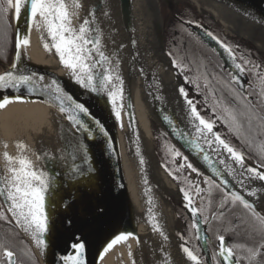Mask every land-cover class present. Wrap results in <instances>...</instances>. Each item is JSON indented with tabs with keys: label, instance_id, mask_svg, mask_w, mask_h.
I'll return each mask as SVG.
<instances>
[{
	"label": "water",
	"instance_id": "water-1",
	"mask_svg": "<svg viewBox=\"0 0 264 264\" xmlns=\"http://www.w3.org/2000/svg\"><path fill=\"white\" fill-rule=\"evenodd\" d=\"M185 1L191 4L190 0ZM205 1L217 3L228 9L234 7L236 9H243L244 12L253 11L264 21V0ZM109 2H111V6ZM163 2L168 6V17H173L178 20V22H182L186 28L190 27L191 31L197 35L202 43L218 56L222 68L228 71L232 83L243 94L247 86H250V83L248 82L247 72L245 70L241 72L236 67V65H240V63L232 49L227 46L231 50V54L226 51L225 47L221 46L222 43L218 39H213L212 35H208V32L204 30L206 27H197L196 24L183 22L178 14L185 6L184 1L159 0L157 6L160 21V44L168 60L171 74L174 64L171 57L166 53L163 39L164 25L166 23L162 21L159 15L160 7ZM107 4L112 12L115 10L116 15L114 12L113 14L115 17L117 16L116 20L119 26L127 34L128 43L130 42L129 46L127 45L128 43H119L116 47L114 45L118 40L116 36L111 39L105 34V30H107L105 28L107 21L105 8ZM131 7L132 0H82L79 15L76 20V27L78 28L84 18L91 13L89 18L93 21L92 27L97 30H102V36L104 34L106 35L105 40L107 42L102 41V50L105 54L114 61L123 53V55L125 54L124 63H132L136 52ZM192 7L195 8L194 6ZM201 13L211 18L215 23L218 22L238 34L215 14L203 9ZM18 24L21 32H27V34H29L30 30L26 26L23 13L21 19L17 21L13 18V12H11V61L8 65L2 66L0 74H4L11 70L13 64H16L17 68L15 72L17 75H31L35 73L37 79L41 76L45 78V81L56 79L64 92L70 95L76 102L84 104L90 113L89 116L81 115L80 117L87 128V131H85L84 129L73 127L71 122L67 119V116L62 114L58 107L55 106L56 102L52 97L39 90L32 91L31 89L33 86L31 84L21 85L19 89H0V97L12 95L43 102L54 113L55 117V134L47 135L42 130H39L37 133L31 135V143L35 149L33 159L41 162L39 166L33 164V167L47 170L54 179V183L46 200L45 210L48 216V231L44 236L46 246L43 252L36 246L33 237L28 232L24 230V236L17 227L20 234L31 248L39 264H64V257L77 255V250L74 247L77 244L84 245V264H103L95 260V254L100 243L108 237L126 231L131 235L130 249L135 264H139L137 261L141 264H156L155 259L157 257H166L168 254L164 252V249L158 241L152 237L148 225L140 226L141 229L136 226V219H134V204L128 190L122 165L117 120L113 113L112 106L108 102L107 95L104 93H92L82 88L71 78L68 69L60 65V63H57L55 59H45L51 63L50 67L44 64L43 60L33 58L32 55L24 49V46H21V56L17 59L16 34ZM113 32L116 34V31ZM112 35L113 33H111L110 37ZM238 35L252 44L255 49L264 53L263 44H258L245 36ZM217 41H219V43ZM128 54L130 56L127 59ZM55 56L57 55L55 54ZM144 73L146 81L152 83L153 76L149 70L144 71ZM124 76L126 80L131 77L129 69ZM172 77L180 91L181 88L176 81L174 71ZM182 96L188 101L187 97L184 95ZM123 99L127 119L129 124H131V93L128 88L124 90ZM151 119L165 133L180 154L186 158L192 168L196 169L203 177L211 180L231 197L233 194L240 196L251 206L250 209L264 220V209L259 207L235 185L233 179L229 177L226 171L202 145L200 138L194 130L180 121L172 108H165L154 103ZM97 121H99V125L103 127V132H101L100 128L97 126ZM89 133H91V135ZM132 135L133 138L130 148L134 155L140 159V157L143 156L141 152L146 150L145 147L141 146L138 136L134 132H132ZM219 148L222 149L230 159L235 161L222 146ZM149 153L164 172L166 182L170 184L169 192H162L161 197L163 201L166 203L164 199L165 196V198L169 199L170 203L172 202L173 209V203H175V201L181 202L184 214L193 226L198 245L206 256L207 246L205 240L208 236L205 232V226L202 225L199 214L196 212L194 215L187 206V203L183 200L184 193L181 191L178 182L171 183L170 177H167L168 173L165 172L152 146H150ZM45 154L47 155V159L42 158L41 160H37V155L44 157ZM204 156H208L209 159L206 161ZM239 166L240 167H238L235 173L236 178L239 181L254 185L264 192V180L256 178L252 173L247 171L251 168L255 169L256 172L264 174V168L244 158L243 167H241V165ZM0 201L10 217L7 210L8 204L5 202V198L0 196ZM193 205L192 203L191 207L194 208ZM182 242L188 248L183 236ZM219 262L221 264H236L234 258L224 261L220 256Z\"/></svg>",
	"mask_w": 264,
	"mask_h": 264
},
{
	"label": "bare ground",
	"instance_id": "bare-ground-1",
	"mask_svg": "<svg viewBox=\"0 0 264 264\" xmlns=\"http://www.w3.org/2000/svg\"><path fill=\"white\" fill-rule=\"evenodd\" d=\"M190 1L195 6L215 14L241 36L264 45V21L257 13L253 11L244 12L243 9L234 7L228 9L217 3L205 0ZM68 2H71V0H68ZM78 2L81 5L82 0H78ZM157 2L158 0H132L131 14L135 58L132 63L127 62L126 64L124 63L125 54L123 55L122 53L120 57L116 58L119 61L117 73L123 81V93L126 88L131 93V124H129L127 119L123 98L117 101L120 119L116 120L122 165L128 190L134 204L136 226L137 228L142 227V225L151 227L152 231L160 237L166 247L176 256V253L169 247L172 238L169 208L163 201L157 187V182H166V177L156 160L149 153L150 146H152L149 117L151 118L154 103L165 108H172L178 119L194 130L202 145L226 171L229 177L233 179L235 185L263 209L264 192L254 185L239 181L235 174L238 167H240L239 164L230 159L215 143L211 145L206 143L201 134L197 133L195 126L199 122L192 118L191 108L175 84L168 60L160 44V21ZM109 5L111 6V2H109ZM109 5L107 4L105 8L107 20L105 34L111 39L116 36L118 40L114 45L117 47L119 43H128V36L119 26L116 20L117 16H114L115 10H113V14ZM72 11L75 12V15L72 16L71 22L72 26L76 27L80 8L72 9ZM113 31H116V34ZM111 33L113 35L110 37ZM105 34L103 35V42H107ZM42 35L47 38L45 31L33 26L28 34L30 43L24 49L33 58L43 60V63L48 66L51 63L45 59L53 58L57 63H60L59 58L55 56L54 49L48 51L43 47ZM47 39L50 42V38ZM127 45L129 46L130 42ZM129 56L128 54L127 59ZM128 69L131 72V77L126 80L124 74H126ZM146 70H149L153 76L152 83L146 81L144 76V71ZM116 83L117 87H121L118 82ZM4 97L9 98L10 102L0 108V176L8 177L10 174L8 173V165L4 160L3 154L7 152L11 157H17L22 154L32 164L39 166L41 162L33 159L35 149L31 143V135L39 130H42L47 135L55 134L56 126L54 113L43 102L24 97L18 98V96L12 95L2 96L0 100ZM132 132L138 136L141 146L145 147L146 150L141 152L143 156L140 159L134 155L130 148L133 138ZM209 139L213 138L209 136ZM18 143H22L25 146L22 153L16 146ZM13 167H18V165H13ZM9 214L16 228L18 227L25 236L24 229L17 225L10 212ZM153 224L158 226V231L154 230ZM18 228L17 230L19 231ZM120 234L130 233L126 231L120 232L104 239L97 248L96 261H100L103 264H135L130 249L131 235H128L126 240L113 245L107 252H104L108 243ZM102 253L103 255H101ZM178 256L180 264H197L190 260L184 251L178 250ZM137 262L141 264L139 261Z\"/></svg>",
	"mask_w": 264,
	"mask_h": 264
},
{
	"label": "snow or ice",
	"instance_id": "snow-or-ice-1",
	"mask_svg": "<svg viewBox=\"0 0 264 264\" xmlns=\"http://www.w3.org/2000/svg\"><path fill=\"white\" fill-rule=\"evenodd\" d=\"M80 6L78 0H71V2H68V0H0V16L11 11L13 12V18L19 21L23 13L26 26L29 30L35 26L37 29L45 31L47 38H50L49 42L45 36H41L45 50H55L60 64L68 69L69 75L75 83L92 93L106 94L113 113L116 119L119 120L120 112L117 107V101L123 98V81L117 73L119 61H113L102 50V30L92 27L93 21L89 18L91 13L84 18L78 28L72 26L71 18L75 15L72 9H78ZM208 35L211 36L212 34L208 33ZM212 38L216 39L214 36ZM217 42L219 43V41ZM29 43L27 32H21L18 24L16 34L17 59L21 56V46L27 47ZM221 46L225 47V50L231 54V50L227 46L223 44ZM236 67L241 72L244 71L241 65H236ZM16 68L17 65L13 64L11 70L0 74V89H19L21 85L31 84L33 86L32 91L39 90L52 97L56 102L55 106L58 107L62 114L67 116L73 127L87 131L80 117L81 115L89 116L88 109L84 104L76 102L70 95L65 93L56 79L45 81V78L42 76L37 79L35 73L31 75H17L15 72ZM116 82L121 87H117ZM180 92L186 97L183 88L180 89ZM9 102V98L4 97L0 100V108H3ZM187 103L191 108L192 118L199 122L195 126L197 133H200L209 145L215 143L218 147L222 146L235 162L243 167L242 154L234 150L219 134L213 132L214 122L202 118L196 108L192 106L190 100ZM237 115L246 118L249 125H251V121L254 118V114L251 112L236 113L233 110L230 113V127L236 125L237 129L239 128L236 119ZM96 123L100 131L103 132V127L99 125V121ZM89 134L91 135V133ZM209 136L214 139H209ZM16 146L22 153L25 146L22 143H18ZM3 157L8 165L7 170L10 175L8 177L0 176V196L5 198V202L8 204L7 210L11 213L17 225L33 237L36 246L43 252L46 246L44 236L48 231V216L45 210L46 200L54 179L47 170L34 168L32 162L22 154L17 157H11L5 152ZM42 158L47 159V155L45 154L44 157L37 155V160H41ZM204 159L207 161L209 158L208 156H204ZM13 165H18V167H13ZM188 167L191 168V164ZM193 171H196V169L193 168ZM247 171L252 173L256 178L264 180V174L256 172L255 169L249 168ZM232 199L234 202L239 201L245 208L251 207L238 195L233 194ZM185 200L188 201L187 206L195 215L197 210L191 207L192 202L187 192H185ZM0 219H6L2 212H0ZM262 224H264V221H262ZM152 226L154 230H159L156 224ZM161 234L163 235V233ZM128 235L130 234L117 235L108 243L104 252H107L118 242L126 240ZM218 239L221 242L219 256L224 261L232 260L233 250L224 245L223 236H219ZM2 247L3 245L0 244V248ZM74 247L77 250V255L64 257V264H84V245L77 244ZM183 251L190 260L199 264L197 256L192 251L187 247H184ZM4 254L9 258L13 255L9 251H5Z\"/></svg>",
	"mask_w": 264,
	"mask_h": 264
},
{
	"label": "flooded vegetation",
	"instance_id": "flooded-vegetation-1",
	"mask_svg": "<svg viewBox=\"0 0 264 264\" xmlns=\"http://www.w3.org/2000/svg\"><path fill=\"white\" fill-rule=\"evenodd\" d=\"M191 7H188L189 11L182 14L180 19L183 22L196 24L197 27H206L204 28L206 32L211 33L222 44L231 48L239 60L240 65L247 72L248 82L250 83V86H247L245 92L242 94L232 83L228 71L222 68L218 56L202 43L197 35L191 31L190 27L186 28L182 22H179L180 25L177 29L184 28L185 31L189 32V35L201 47L203 55L207 57L203 62L207 64L202 69L205 82L208 84L206 81L207 78L209 75L211 76V73L216 72L220 86L219 90H217L218 97L225 100L226 106L233 107L232 110H235L236 113L251 112L254 114L251 125H249L246 118L237 115L236 119L239 128L237 129L236 125L230 127V113L232 110L225 108V104H221L219 109L221 114H224L223 116L228 121L230 128L226 130L222 129V135H219L230 146L236 145L246 148L247 154L237 152L241 153L244 159L264 168L257 159V153L264 154V86L258 81L264 79L261 78V75H258V77L254 74L256 72V65L251 67L246 65L245 61L247 60L242 59L241 56L235 53V49L232 48L231 43L227 42L220 34V31L215 27L217 24L211 18ZM1 17L5 21L8 20L9 23L10 13L3 14ZM171 20L173 19L169 16L167 23ZM10 27L12 29L11 25ZM9 62L0 57V69L5 63L7 64ZM174 66L176 69L178 67L188 79L189 75L184 69L178 66L177 62ZM260 66L264 69L263 64ZM195 172L197 174L194 175V181L189 178L191 175H188V186L190 188H196L195 198L192 203L201 218L202 225L205 226V232L208 236L205 240L207 255L205 256L201 251L194 235L193 226L186 217L187 224L183 225V228L185 227L187 229L185 230L187 233L186 237L189 240L186 241L185 238L184 240L189 249L197 256L201 264H221L219 262L221 242L218 237L223 236L224 245L233 250V258L236 264H264V224H262L264 220L259 219L257 213L250 208H245L239 201L234 202L230 195L226 194L211 180L203 177L197 170ZM178 184L181 188L180 183ZM183 200L188 204V201L185 200V194ZM0 212L6 217V219H0V244L3 245L0 248V264H39L31 248L14 226L1 201ZM5 251L11 252L13 254L12 257L5 256Z\"/></svg>",
	"mask_w": 264,
	"mask_h": 264
},
{
	"label": "rangeland",
	"instance_id": "rangeland-1",
	"mask_svg": "<svg viewBox=\"0 0 264 264\" xmlns=\"http://www.w3.org/2000/svg\"><path fill=\"white\" fill-rule=\"evenodd\" d=\"M160 1H164V0H160ZM168 1H170V0H168ZM171 1H175V0H171ZM181 1L185 2L184 3L185 6L186 5L188 7L194 6L195 7V8H193L194 10H198L199 12L200 11L202 12V9L195 6L194 4H192V3L189 4L185 0H181ZM8 13H10L9 23L11 25V11ZM168 13H169L168 6L165 2H163L161 4V7H160L159 15H160L162 21L164 23H166L164 25V31H163V33H164V37H163L164 45L166 48L165 50H166L167 55H169L171 57V59H173L174 54L171 51L170 52L168 51L167 43H166V37H165V35L167 33V26L170 22V21L168 23L166 22V18L168 17ZM218 29L220 31V34L225 38V40L227 42L231 43L232 48L235 49V53L237 55L241 56L242 59L244 58L247 60L246 65H248L250 67L253 65H256V70H255L256 72H254V74L257 76L261 75V78L264 79V69L262 68V66H260L261 64L264 65V60H262L263 62H261L257 58V57H260V58L264 59V53L260 52L257 49L256 50L258 52L257 51L254 52L253 50H251L250 48L254 47L252 44H250L245 39L241 38L238 34L234 33L232 30L228 29L226 26H223L222 24L218 23ZM11 40H12V33H11ZM11 53H12V41H11ZM9 61H11V57H10ZM251 61H253V62H251ZM8 64L9 63H7V64L5 63L4 65H8ZM172 69H173L172 74L174 71L176 81L180 85V88H183L185 90L186 97L188 100H190L192 102V106H194L196 108L197 112L199 113V115L202 118H204L205 120L214 122V127H213L214 133L222 135V131L229 129L230 127L228 126V121L223 116L224 114H221L219 107H218V109H219L218 112L220 114L214 113L212 111V106H213L211 104L212 100L209 99V96L206 97L205 94H203L206 91L203 89L199 90V88H195V86L190 83L189 79H187L186 76H184V74L180 71V69L178 67L176 69L174 66ZM258 81L260 84L262 83V85L264 86V80H262V81L258 80ZM225 108H230L231 110L233 109V107H231V106H229V107L225 106ZM218 117H219V119H218ZM149 121H150L152 147H153L154 151L156 152V155L159 157L165 172L168 173L167 177L168 178L170 177L171 183H173V182L179 183L177 173H180V172H181V174L187 175V177L190 174L191 176H189V178L192 181H194V175L197 173L195 171H193L192 168L188 167L189 162L186 160V158H184L180 154V152L175 148V146L172 144V142L167 138L165 133L158 127V125L156 123H154L152 121V119L150 117H149ZM226 137L229 138V136H227V135H226ZM232 147L236 151L247 154L246 148H244V147H238L236 145H233ZM177 153H179V155H177ZM248 155H250V154H248ZM257 159L260 162V164L264 167V154L257 153ZM157 183H158L157 187H158L161 195H162V192H164V191L169 192L170 184H168V182L163 183V182L158 181ZM197 183H199V182H197ZM164 199H165L167 206L169 208L168 210H169V218H170V224H171L170 226L172 227V231H170L172 234L171 235L172 238L170 240L169 247H171V249L176 253V256L172 253V251H170L166 247L165 243H163V241L160 239V237H158V235H156L152 231V228L150 227L149 231L151 232L150 234L152 235V237L158 241V243L164 249V252L168 253V255H166V257H157L155 259V263L156 264H180L179 260H178V257H179L178 256V250L183 251V248L186 247L184 245V243L182 242V235H181V230L183 229V225H184V218L183 217L180 218L178 210H176L177 208L173 209L172 204H171L172 202L170 203L169 199L165 198V196H164ZM174 211L176 212V215H175ZM183 214H184V211H183ZM174 219H175V222H174Z\"/></svg>",
	"mask_w": 264,
	"mask_h": 264
},
{
	"label": "trees",
	"instance_id": "trees-1",
	"mask_svg": "<svg viewBox=\"0 0 264 264\" xmlns=\"http://www.w3.org/2000/svg\"><path fill=\"white\" fill-rule=\"evenodd\" d=\"M188 11L189 8L186 5L183 9L180 10L178 15L182 16V14L187 13ZM171 18L173 20L169 22L167 26V33L165 35L168 51H171L173 54H175L176 59L174 58V55L173 59L178 63V66L184 69V71H186V73L189 75L188 79L190 83L193 84L195 88H199V90L203 89L207 92L203 94H205L206 97L209 96V99L212 100V111L216 114H220L218 112V107H220L221 104H225L226 106V103L225 100H222L221 97H218L219 94L217 93V90H219L220 86L216 72L211 73V76L209 75L206 80L208 82L207 84L204 80V75L202 73V69L204 68L205 64H207L203 62L207 57L203 55L201 47L189 35V32L185 31V29L182 27V29H177V27L179 28L180 25L178 20L174 19L173 17ZM217 26L215 25V27L218 29ZM11 41L12 40L10 24L8 23V20L4 21L3 18L0 16V57L7 61H9L11 57ZM250 49L254 52L257 51L254 47H251ZM257 58L261 62H263L262 60H264L260 57ZM177 177L181 185V191L184 194L185 192H187L189 198L191 199V202H193L196 194V188H190L188 186L187 175L181 173L180 175H178L177 173ZM173 205L175 209L177 208L176 210H178L180 218H184V225L187 224L186 216L185 214H183L184 209L181 202L175 201ZM259 219L261 218L259 217ZM183 229L184 231H181L182 236L187 241L189 240L186 237L187 233L185 230L187 229L185 227Z\"/></svg>",
	"mask_w": 264,
	"mask_h": 264
}]
</instances>
